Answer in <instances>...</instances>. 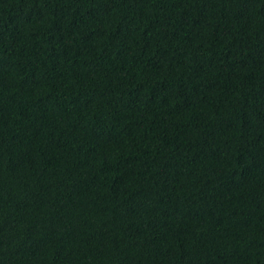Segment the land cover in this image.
<instances>
[{"label":"trees","instance_id":"trees-1","mask_svg":"<svg viewBox=\"0 0 264 264\" xmlns=\"http://www.w3.org/2000/svg\"><path fill=\"white\" fill-rule=\"evenodd\" d=\"M0 264H264V0H0Z\"/></svg>","mask_w":264,"mask_h":264}]
</instances>
